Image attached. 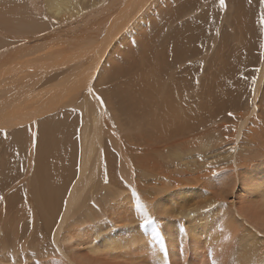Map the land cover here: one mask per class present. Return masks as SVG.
Listing matches in <instances>:
<instances>
[{
	"label": "bare ground",
	"instance_id": "bare-ground-1",
	"mask_svg": "<svg viewBox=\"0 0 264 264\" xmlns=\"http://www.w3.org/2000/svg\"><path fill=\"white\" fill-rule=\"evenodd\" d=\"M29 1H34V0H29ZM80 1L81 0H48L51 7H55V11L58 14H60L63 11L66 13H70L72 10L77 12L79 7L80 6L82 7V4H80ZM115 1H117V0H115ZM123 1L124 0L117 1V5L118 4L120 5V3ZM133 1L129 0V2H131V4H133V6L139 5V3L137 4V3H134ZM136 1H138V0H136ZM142 1L143 0H140V2H142ZM187 1L188 0H147L146 1V3L144 4V7H147V12H149V15L146 18V23L138 27V29L136 31V35H135V37H133V38H135V41L133 43H136V42L138 43L139 40L142 41V39L145 38L143 36H149L147 34H150V33H148L150 29L152 32V30H153L152 28H154L156 30V31L155 30H153V31L158 32V36H157L158 38L155 41V44H153V41H154L153 39H152L153 40L152 44H151V41L148 39L149 41L147 40L148 42L144 44V47H141V46H143V45H141V42L139 43L140 45L139 44L137 45V43H136L137 50L139 51L140 54H138L137 56H133L135 54L134 53L135 51L132 49V51H134L133 52L134 54L132 53L131 57L133 56L132 58H134V57L135 58L132 59L131 62H129L130 65H126V67L130 66V68L129 67L127 68L129 71V74L123 73L122 71H118L116 74H112V72L110 71V68L112 67L111 66L112 63H111V61L108 62V60L111 59L112 57H110L108 59L107 58L104 59V58H102L103 57L102 56L101 57L102 60H101V58L98 57L101 54L99 52H98L99 54L97 53L98 55H96L97 58H96V56L93 57V58H96V60H97L96 63L99 66L97 71H99L100 69L103 68L102 72L100 73V75L98 77V80H100V81L105 80L103 77V73L105 71L104 67L109 68L108 71H109L110 76H108V78H107L108 82L106 81L99 88V95H100L101 99H103V100L105 99L106 96H109V93H107L108 90H109L110 94H111V92H114V95H115V92L117 90L116 91H110V89H108L110 87L109 85L113 84L114 81L120 80L121 78H125V76H128L130 74L132 76H135L134 83L136 81L138 83L137 84L138 85L137 90L134 91L133 95H130L131 94L130 92H128V93L122 92V99L127 100V98H129L130 99L129 100V106H130V102L133 100H136L139 103H145L144 109H146L145 111L148 110L147 112L142 111L143 114L138 113V111L135 114L132 112L134 115L133 118L136 117L138 114H140L141 117H137L136 119L133 120V118L130 116V109H128L127 113H128L130 121H132L133 124H135L136 121H138L142 118V120H140L141 124L143 123L144 125L147 126V127L145 126L146 127L145 130H148L149 136L155 137V143L152 144V147L148 146V144H140V143L138 145L135 144L134 146L132 145V148H134V149L128 148L127 151L128 152L132 151L133 159H137L140 155H145L144 157H148V156L154 154L153 157H155V160H150L149 162H147L144 165L142 162L141 166L138 165L139 163H136L137 166L132 167V168H130L129 166H127V167L124 166L127 169L124 168L126 170H124V169L123 170L126 172L127 171L129 172V170H131V169H138L137 173L139 175L138 176L135 175L138 182L134 180L135 182L133 181L134 182L133 186H135L138 191H141V189H143L144 193H143V191H142L143 194L140 193L143 196L142 198H146L148 201H150V203L147 201L146 204L150 205V207H152V209L153 208L158 209V207H156L158 205L155 206L154 203L155 202L159 203L161 201H169L170 198L174 197L173 196V195H175L174 193H179L177 195V198H179L180 196L191 198V200H187V199H186L187 201L184 200V203H189V201H192L196 197H199L200 195H202V194H200L201 192H204V193L208 194V196H210L209 194H212V193L206 192L204 185L208 184V181L210 178H216V180L214 181L216 184L214 186L220 187L221 189L223 188L222 191L225 192L224 194L229 193V199L225 200L224 204H226L229 207V209H231V211H229V212L233 211L232 215L237 217L236 220H232L233 223H236L235 225H237V223H239V224H241V226L245 227V231H246L245 235L247 237L246 240L240 246L238 245L239 246L238 248H240V250H237L238 248H236V249L233 248L234 245H232L233 246L232 249H234V251L227 258V263L228 264H264V134H261V132L257 131L258 127L264 129V118L262 120H257L251 126H249L247 124V121L250 122L248 119L251 118L250 115H252L253 111L264 114V62L260 66L262 68H260V71L258 72L259 77H257V81H255L256 84L254 83V80L251 77L252 73L251 74L247 73L246 78L251 80L250 82H253L254 86L251 88L252 90L249 92V94L251 95V98L249 99L250 102L243 103V100H244V98L242 97L243 94L241 93L239 95V93L241 91L238 93L237 88L232 89L231 88L232 86H230L231 84H229V82H228V81L232 80V77H234L233 74H231L230 72L232 70H234L233 73L235 75V73L239 74V73H243L246 70L248 71L249 67H251L248 65H253L252 62L254 61V59H253L254 55H252V53H251L252 50H251V51H247L250 53L249 55L247 54V55H245V58H242L241 53L244 51L241 52L240 49L237 50V47L235 46L237 44L232 46L235 49L234 51H232L231 48L227 49V50L224 49L228 44L233 45V43L234 42L236 43V41L240 42V40H242V41H243V39L245 40V38H244L245 34L243 32L246 29V27H244V24H246V22H244V20L246 21V19H247V21H248L247 22L248 24H246L247 28H248V25H251V27H252V25L254 23L251 19V16H249V18L245 19L246 14L243 13L240 16V19H242V20L244 19L243 22L239 21V19H238V21H234V18H233V21L230 20L228 28L231 29L230 30L231 32H233L232 34L229 35V34H227V32L226 33L224 32L225 34H227L226 36H223V35L218 34V33H216L215 36H213V34H214V32H213V19L216 18L212 15V11L213 12L215 11V9L212 8V7H214V5H213L214 1L211 0L212 3H208V2H206V0H200L197 3V0H190V2L188 4L189 7H181V4L186 3ZM246 1L248 2L247 3L248 5L246 7L250 8L249 10L247 8L246 9L249 11L248 13L249 14L251 13V15H252L255 12V7L248 0H246ZM38 2H40V1H38ZM43 2H45V1H43ZM242 2H243V0H225V7H227V8L230 7L232 9L237 8V10H238V6L242 5V7H244ZM30 3H32V5H33V2H30ZM86 3L93 4V2L92 3L85 2V4ZM126 3H128V2H126ZM126 3L124 6H127ZM205 3H206V5H205ZM257 3L258 4L261 3V0H258ZM123 4L120 6L118 5L117 8L122 7V10L126 9L123 6ZM128 5L130 6L129 3H128ZM195 7H198L197 9H200V10L202 9V7H206V8L208 7L207 8L208 10L203 11V12L201 11V13H199V10H198L197 15L194 14L195 15L193 17L194 19L189 20V21L184 20L183 22H180V24L181 23L184 24L183 26H180L181 29L173 31L168 36V31L170 29H172L175 24H176L175 28H177L178 25H180L177 22L178 16L181 14L185 15L188 12L193 13L192 11L195 10ZM37 9L36 10L38 12L42 11V10H39V8H37ZM127 10L129 11V7ZM223 10H225V9H223ZM130 11L132 12L131 9H130ZM116 12L120 13V9H119V11L117 9ZM131 12H129V13H131ZM114 13H115V11H114ZM122 13H124V15H125L124 10L121 12V14ZM132 13H133V17H131ZM132 13L130 15V19L128 18V20H132L135 17L134 12H132ZM154 13H156V14L154 15ZM237 13H239V10ZM127 14H128V12H127ZM233 14H235L234 10H233ZM233 14L229 12V15L233 16ZM249 14H247V15H249ZM61 16L62 15H60V17ZM113 16L114 15H112V17ZM123 16H122V18H124ZM225 16H224V18H225ZM237 16L239 17L238 14H237ZM63 17L65 18L66 16H63ZM127 17H129V14L127 15ZM183 17L184 16L182 15L181 18H183ZM117 18L118 17H116L114 19L116 20ZM181 18H180V20H181ZM226 18L228 19L229 17L227 16ZM235 18H237V17H235ZM114 19H112L113 22L117 23L118 20L114 21ZM124 19L126 20L127 18H124ZM224 20L226 21V19H224ZM3 21H4V19L2 20V22ZM119 21H120L121 25H119L120 27L117 30V34H119L121 36L124 33L123 37L126 34L128 36H132L133 32L131 33V30H129L130 32L123 30V28H122L123 22H121L122 19ZM113 22H112L111 26L114 24ZM237 22H239V23L241 22L242 29L245 28L244 31L238 30L235 33V29L237 30V27L238 28L240 27L239 25H237ZM9 23H8V25H11ZM5 24L6 23L4 22V25ZM104 24H106V23H104ZM226 24H227V22H226ZM108 25L110 26V23ZM109 26H107V27L109 28ZM166 26H168V27L165 28ZM227 26H228V24H227ZM103 27H104V25H103ZM218 27H220V26H218ZM218 27H215V29H217ZM224 27L222 29L223 31H225ZM96 28H98V27H96ZM112 28H113V26H112ZM146 28H147V31H144V29L146 30ZM253 28H254V25H253ZM73 29H75V28H73ZM142 29L144 32L142 31V33H141ZM164 29H166V30H164ZM10 30H11V27H10ZM99 30H100L99 33L102 32L101 29H99ZM105 30H107V28ZM105 30H104V33L106 32ZM219 31H221V30H219ZM246 31H247V29H246ZM165 33H166V35H165ZM115 34H113V35H115ZM160 34H161V36L159 37ZM242 34H243V39L241 36ZM106 35L109 36L108 33H106ZM153 35H155V34H153ZM252 35L253 34H250V36L253 39L254 37ZM98 36H97V38L100 37V36L99 37ZM120 36H118V37H120ZM150 36H151V34H150ZM101 37L104 38L103 36H101ZM123 37H120V39H124ZM159 38L161 40H159ZM84 39H85V37H84ZM110 39H112V38H110ZM114 39H117V37L116 38L114 37L113 41H114ZM132 39H131V37L129 40L126 38L124 41L125 45L128 46V41H131ZM179 39L183 40L181 42V44L179 43V45L184 44V42L188 44L187 48H186V46H183L185 48H182V50L180 49L182 52H179V50H178L179 48H181V46L180 47L177 46L179 48H177L175 46V41H178ZM216 39H218V41H216ZM94 40L95 39H92L90 41H94ZM98 40H97V42H98ZM167 40H170L171 46H169V44H168L169 47L165 48L166 44H164V43H166ZM144 41H145V39H144ZM160 41L163 42V45L160 43L161 45L158 46L157 43ZM255 41L256 40H254V42ZM86 42H87V40L85 41V43ZM94 42H92V43H94V46H97V44L100 43V41L97 43L96 40ZM103 42H105V41L103 40ZM107 43H109L108 40H107ZM200 43H203L204 45H201ZM242 44H244V43H242ZM105 45L106 44H103L102 46L104 47ZM111 45H113V44H111ZM125 45L123 47L127 48ZM184 45H186V44H184ZM238 45H239V43H238ZM247 45L248 44H246V48L248 47ZM131 46H133V45H131ZM138 46H139V48H138ZM252 46H253V44H252ZM111 47L113 48V46H111ZM170 47H172L170 52L173 55V59L171 58L172 55H170V52L167 50ZM243 47H245V46H243ZM13 48H15V47H13ZM101 49H99V50H101ZM249 49H250V47H249ZM106 50L108 51V49H106ZM125 50L128 51V50H131V48L129 47L128 49H125ZM92 51L93 52L95 51L93 49V47H92ZM104 51H105V49H104ZM119 51L122 52V51H124V49L123 50L120 49ZM127 51H126V53H127ZM132 51H128V52L131 54ZM81 52H82V50H81ZM101 52L103 53L102 50H101ZM85 53H87V50ZM105 53L106 52H104V55H105ZM180 53H182L183 57H181ZM107 54H109V52ZM201 54H203V56H205V57L199 58V56ZM44 55H45L44 56L45 58H50L51 55L54 56V52L52 51L49 53H45ZM118 55H120V54H118ZM118 55H116V58L119 57ZM250 55H252V57ZM0 56H2V54ZM169 56H171V57H169ZM179 56L181 57L180 60L178 58ZM131 57H129V58H131ZM167 57L169 58V60H167L168 65H170L169 64L170 62H168V61H171L170 60V58H171L172 59L171 65H175L178 68L176 70L177 72L181 71V69H179V67L182 68V66H184V64H185V61L191 60V63L190 62H189V64L186 63L187 66L188 65L189 66L188 67L186 66L185 70L182 69V71L180 73L179 72L176 73L175 70L171 69L172 68V67H170L171 65L169 66L170 68L165 65ZM193 58H195V59L199 58V59H197L195 62V59H194V61L192 60ZM43 59L44 58H41V57L36 59L37 61L40 60L38 67H40L41 65H46V62H44ZM210 59H212L214 61L215 66L210 65L211 64ZM17 60H18V58H15L14 60H12V58L10 59V57H9V59H6V57L0 58V72L3 75L2 76L3 79H5L4 83L0 82V83H2V85L0 86V90H1L0 91V96H1L0 97V112H1V114H0V127L2 129L0 128V130L1 131L2 130L3 131H9L10 130L11 131L14 128H17V127L19 128L20 126H24V125L28 126L27 127L29 129V130H27L28 132L27 131L26 132L25 131L18 132V134L14 137V141L19 142L23 136H26L27 139L25 137H23V138H25V140L27 141V145H28L27 147H29L28 142H31L28 140H30V137L32 140V137L35 134V132H37V134H38V131H40V132H43V134H44L42 141L39 143V152L37 154L35 153V156H37V158H39L38 159L39 165L37 166L39 169L37 170V174L35 173L36 177L34 176V178H36L35 181H37L39 184L37 186L35 185L34 189L32 190L35 193L36 211L38 210L39 214L42 213L43 218H46L47 215H49L51 212H53L54 210L57 209L56 207L60 204V201H61V199L59 197L65 193L66 189H68L67 187H70L68 189V191H66L67 194L65 196V199L63 200L64 204L61 203V205L63 204L64 208H63V211L60 212L61 216L59 218L58 223L56 224V226L58 225L57 229L54 232V234L52 233L53 234V241L55 242L57 248H59V254H60V256L57 255L56 258H61V257L66 256L67 258L65 257V259L69 261V264H118V263H115V262H118V260H116V261L112 260L113 262H110V263L106 262V259H105V261H103L105 258V254L108 253V254L112 255V253H116V254H113L114 255L113 258H115V255H117V252H118V255L120 256L119 253H121L122 248H123V250H126V252H127V249H129L128 244H127V249H124L125 248V246H123L124 243H122V248H121L120 244H118L120 247V251H117L118 247L116 245L117 243L116 244L114 243L115 235H114L113 231L111 230V228H108L107 226H105L106 228L105 227L103 228L104 223L102 222V219L99 220L100 219L99 217H98L99 218L98 223L94 224V226H92L91 228H89L88 227L89 224H87V223H90V224L93 223L94 216L97 213L95 209H94L95 213H93L94 210L92 209L93 207L90 205V203H92V202L97 203V196L100 193L99 189L92 188V189H90V191H92L93 196L89 197L87 192L89 191L88 188H89L90 184L92 183V181L93 180L95 181V179L98 180V183L95 181L96 182L95 184L107 192V193L104 192V196L105 197L108 196L106 198H110V197L114 198L115 197L114 191L112 189H109L107 186L116 187L118 185V177L120 176V175H118L116 177V174L122 175V176H120L121 177L120 182H123L122 177H124V175H125V173H122V171L120 173V171L118 170L120 168L118 166H117L118 169H116L117 171L114 170V172H116V174H114V173L112 174V171H111L112 167L107 165L109 162V160H108L109 157L112 156L111 155L112 150L109 151L110 147H108L106 145V143L104 142L105 136H104L103 126H102V118H103L102 117V115H103L102 105L103 104L102 105L100 104L101 100L100 101L96 100V102L94 103L93 101L95 99L92 96L91 100L89 99L90 102L87 103L86 101H84L83 105L75 106V99L76 98L79 99V97H76L75 99H73L71 96V93L72 92L74 93V91H72V90L75 88L76 85H80V86L84 85V87H78V89L75 90V93H77L76 95H80V93L82 94L81 91L83 90V88H85V86L92 85L91 84L92 83L91 82L92 77L89 73V70L86 68L87 66L83 67L85 69H82V67H81L82 70H80V68H79L76 75L75 76L71 75L69 82L66 83V84H69L68 87L63 86L64 84L63 85L60 84L59 85L60 89L54 91L53 96L55 97V99H52L53 96L51 97L48 95L49 96L48 98L51 97V101H50V103L48 102V104H45L46 98L44 100L43 99L38 100V98H41V97H39V95H36V96L34 95L35 96L34 97L33 94L31 93L32 91L31 92L30 91L25 92V91H23L25 89L24 87H22L23 90L20 88V84L22 82L21 80L23 79V77H19V75H21L22 69H24V68H28L27 69L28 71H29V69L31 70V68H30L31 64H30V67L24 66V68L21 69V65L22 64L24 65V63H21L20 69H19L18 63L20 61L18 62ZM79 60H81V59H79ZM83 60H85V59H83ZM121 60H122V58H119V61H121ZM5 61H8L9 63L7 62L8 64L5 65V63H4ZM62 61H64V60H62ZM119 61L117 60V63L114 61L116 63L115 65H118ZM132 62H135V63H132ZM77 63H74V64L78 65ZM119 63H121V62H119ZM127 64H128V62H127ZM234 64L236 67L235 66H234V68L232 67L233 69L231 70L230 66H233ZM8 65H10V68L7 67ZM25 65H26V63H25ZM33 65H36L35 67H37L38 64H33ZM76 65H74V66H76ZM164 65H165V67H164ZM219 65H220V68H219ZM113 67H115V66H113ZM32 68H34V67H32ZM164 68L169 69V70H173V71L171 73L170 71L169 72L166 71ZM200 69H202V70L199 73ZM223 69H225V71L227 69H230V71L225 72ZM24 70H26V69H24ZM36 70H37V68H34V71H36ZM220 70L225 72V74H224V72H222L224 74V76L226 75V73L227 74L230 73L232 75V77L230 79H227V77H226L227 75H226L224 77L225 78L224 81L219 80L221 78V77H219V76H221ZM32 71H33V69L31 70V72ZM29 72H28V74H29ZM210 73H214V75H212ZM24 75H27V74H24ZM111 77H116L117 80L115 78H111ZM38 79H40V76ZM235 79L236 78H234V80H232L233 84L236 81ZM243 80H242V82H243ZM0 81H3L2 78H0ZM208 81H209V83H207ZM225 81H226V83H225ZM24 83H23V85H24ZM26 83L29 84V82H27V81H26ZM9 85H13V86L10 87ZM118 85L119 84H117V85L114 84V86H117V88H120V86L118 87ZM234 86H236V85L234 84ZM78 90H80V91L78 92ZM104 90H107V92ZM218 90H220L219 92L223 93V97L219 95ZM233 90H235V91H233ZM247 90H248V87H246V89L244 91H247ZM36 91H38V90L36 89ZM3 93H4V95H3ZM114 95H112V98L114 97ZM176 101L178 104L175 103ZM184 103H185V105L183 106ZM179 104L181 106L179 108L181 110L183 109L182 111L184 112L182 116H180L181 115L180 109L176 108V106L178 107ZM127 105H126V107H128ZM145 105L147 108L145 107ZM172 105H173V107H172ZM252 106H253V109L254 108L255 109L249 110L251 113L249 116L247 114L243 113L247 109L252 108ZM65 108L70 110V111L73 108H77L78 113H80V117H79L80 125H78V127H77L78 132L75 135L74 139L72 138V136H74V129H73L74 120H73V118L75 115L73 113H69V114H65L64 116H62L58 112L60 109L62 110ZM171 108H173V109H171ZM133 110L136 112L135 109H133ZM73 111H74V109H73ZM155 111H157V113L163 117V119L161 121L158 119L157 115L154 114ZM177 111H179V113H177ZM144 112L145 113L150 112L148 114L149 117L151 114V118H149V120H150L151 124L153 123L154 127L151 124L149 125L148 117L146 118L147 120L144 118L147 116V115H145ZM56 113H57V117L56 116L52 117V114H56ZM171 113H173V114H171ZM176 114H180V115H178V117H177ZM143 115H145V116L143 117ZM202 116H203V118H202ZM143 118H144V120H146L145 122H144ZM178 118L179 119L181 118V121ZM164 119H166L165 122H164ZM177 119L181 123H179ZM175 120H177V121H175ZM158 121L164 123L163 127H162V123L161 124L159 123L160 125L158 124ZM155 123L157 124V126L155 125ZM141 124H138V126L137 125L136 126L138 128L139 127L144 128L143 127L144 125L143 124L141 125ZM214 124H215V127L210 128V132L207 133V129H208L207 127L210 125H214ZM216 124H218V125H216ZM150 126L153 127L154 132L151 130L152 127H151V129L149 128ZM216 128H220L222 130V132L218 133V134L213 133L212 131ZM131 129L137 130L136 127L134 129L132 127ZM138 130H140V129H138ZM142 130L143 129H141L140 131H142ZM149 130H151V131H149ZM134 133L138 134L139 132L137 131ZM144 133H146V132L144 131ZM37 134H35V135L37 136ZM129 135L131 136L130 133H129ZM124 137H123V140L125 139ZM133 137H134V135H133ZM143 137H145L144 134L141 135V138H143ZM127 138H129V137H127ZM131 139H132V136H131ZM131 139H130V141H131ZM136 139L133 141H136ZM138 139H139V137H138ZM138 139H137V141H138ZM152 139H154V138H152ZM152 139L150 138V141H153ZM36 140H37V137H36ZM7 141H8V139H7ZM26 141H25V144H26ZM125 141L126 140H124V142ZM133 141L132 142L128 141L127 145L133 144ZM143 141L144 140H142L141 142H143ZM147 141H149V140H147ZM20 143H21V141H20ZM147 143H149V142H147ZM120 144H121V140H120ZM150 144H151V142H150ZM23 146H25V145H23ZM32 148H31V152L30 153L28 152L31 155H29V154H27V155L32 156L38 147L33 148L34 150L36 149L33 153H32ZM116 148H118V147H116ZM116 148H115V150H116ZM19 150H20V148H19ZM76 150H77V152H76ZM117 151H115V154H120V153H117ZM124 152H126V151H124ZM122 153H121V155L123 156ZM128 155H130V154H127L126 156H124L123 163L124 162L125 163L124 164L122 163L123 165L128 163V161L130 162V159L132 157L128 156ZM141 157H143V156H141ZM144 157L139 158L138 160L142 161V159H144ZM110 160H112V159H110ZM74 166L77 168L75 169ZM105 168H106V170H105ZM149 168H152L153 172L151 171L152 172L151 174L145 173L143 171V170H146ZM32 170L34 172H36L35 169H32ZM147 171H149V170H147ZM34 172L32 174H34ZM126 175H128V174H126ZM113 177L115 180L117 179L116 184L113 183V179H112ZM128 177H129V175H128ZM105 178H107L108 184L105 182ZM124 179H125L126 184L124 182L123 183L125 185H127V181H129V179L126 180L125 177H124ZM146 179H149V186H146L144 184V180H146ZM24 180L25 179H23V181ZM28 180H30V179H28ZM131 180H133L132 177H131ZM31 181H33V180L31 179ZM73 181H74V183H73ZM24 182H26V180ZM28 182L25 184H28ZM133 182H132V184H133ZM67 183H70V184H67ZM123 183H121L122 185L120 184L122 188L120 187V185H118V187L120 189H124L125 187H127ZM13 185H14V183H13ZM213 188H215L213 190V191H215L216 187H213ZM235 190H239V194L246 195L248 198L240 199V198L234 197L236 195ZM210 191H211V189L209 190V192ZM125 192L127 193V191H125ZM223 192H219V194L217 196H219L220 193L222 195ZM126 193H125V196H124V194L122 197H120V195H119L116 197V199L114 198L112 200L113 202H115V204L113 203L115 206H120V208H116V209L113 208L114 214L116 215V218H114V220H112V218H111L110 221H107L108 223L110 222L109 224H112V226L114 228H115V226L116 227L119 226L121 223L120 220L119 221L117 220L119 222L118 224L114 223V222H116L115 219H117V215L124 216V215H122L123 213L121 214V212H123V209L125 208V206H128V205L131 206V204H130L131 201L129 203V201H128L129 197L126 196V195H128ZM188 194H189V196H187ZM197 194H200V195H197ZM112 195L114 197H112ZM126 197H128V200H124V198L126 199ZM131 197H133V196H131ZM161 197L164 198V200L161 199ZM203 197H205V196H203ZM213 197H215V196L212 195V198ZM232 197L235 200H233L232 202L230 201L231 203L229 204L228 201ZM62 198H64V197H62ZM111 198H110V201H111ZM139 198H140V196H139ZM130 199H132V198H130ZM144 200H143V202H144ZM132 203H133V205L131 207V211H129V210L127 211V209L130 208V206H128L126 211L127 212H133V208H134V211L136 213L133 212V214L131 213V214H128V215L126 214V215L128 216V218L136 217L138 222H140V221H142V218L140 216H138V215H140V213H138L135 210L134 201H132ZM184 203L180 202L181 207H180L179 211H178V209L173 208V211H174V209H176V215L175 216H177L181 219L194 217L196 214H197L196 216H198V214L201 211H203L205 206L209 205L206 201L205 202L203 201L200 203H194L193 208H191L190 206H189L190 208H188V206L182 205ZM171 204L177 205L178 203H171ZM217 204L221 205L220 203H217ZM165 206H167V205H165ZM227 206H226V208H227ZM59 207H60V205H59ZM224 207L225 206H223V208ZM60 208L62 209V207H60ZM223 208L217 207L211 213L217 212L216 214L220 213V215H222L223 214ZM103 210H104V208H103ZM164 210H166V212ZM105 211L106 210H104V212ZM163 211H164V213H167V211H172V210H170L169 207L168 208L165 207L163 209ZM163 211H161V209L159 211V209H158L159 213L163 212ZM104 212H102V213H104ZM107 212H105V214H104V217L106 216L105 218H107L109 216L107 214ZM150 212H149V215H151ZM152 212H151L152 214H155L154 218L155 219L157 218V220L161 221V218L158 219V217H156V216H159L162 214L158 213L159 215H157V213H154V211H152ZM56 213H57V211H56ZM32 214H33V212H32ZM102 215L103 214H101V216ZM171 215H167V216L170 217ZM205 215H203V216H205ZM80 216L81 217L85 216L87 219H90L92 222L88 221L85 224L84 228H83V226L79 227L76 220H78V218ZM121 216H119L118 218H120ZM167 216H165V218ZM151 217L153 218L152 215H151ZM160 217H162V216H160ZM168 217L166 218L167 221L170 219V218L168 219ZM173 217H174V214H173ZM52 218L53 217L48 216L46 218L47 221L46 220H43V221H45V222L49 223V225H51L50 223H52V221H53ZM105 218H104V220H106ZM123 218H125V216ZM123 218L121 217L120 219H123ZM136 218L134 219L135 224H136ZM171 218H172V216H171ZM181 219H179L180 224H181V221H186V219L185 220H181ZM198 219L202 220L203 218L199 217ZM48 220H52V221L49 222ZM56 220H57V217H56ZM157 220H155L154 222H156ZM174 220H176V219L174 218L172 221L169 220L168 222L165 220L166 222H164V223H166L168 225V223H170V222L174 223L173 222ZM179 220H178V222H179ZM203 220H206V219L204 218ZM111 221H113V222H111ZM122 221H124V220H122ZM191 221H192V219H191ZM193 221H194V219H193ZM187 222H189V221L187 220ZM212 222H210V223H212ZM224 222H222L224 225L226 223H228V221L225 223ZM5 223H7V222H5ZM127 223H128V219H127ZM194 223H195V221H194ZM205 223H206V221H205ZM205 223L203 221L202 224L204 225ZM182 224L184 225L183 222H182ZM195 224L199 225L197 223V221ZM202 224H201V226H202ZM228 224H226V225L228 226ZM70 225H71L72 232H69L68 234H64L63 236H61L62 231H64V232L70 231ZM91 225H93V224H91ZM123 225H121L122 227L121 226L120 227L121 228L125 227ZM173 225H175V224H172L171 227H173ZM191 225H194V224H191ZM224 225H223V227H221L222 232H224L225 228H226V226L224 228ZM233 225L234 224H232V226ZM43 226H45V225H43ZM46 226H48V224ZM162 226H163V224H162ZM162 226L160 228H162ZM86 227H88L89 230H87ZM171 227L169 226V228H171ZM182 227L183 226H181V228ZM192 227H194V226H192ZM5 228H7L8 234L14 235L13 236L14 238L18 237V236H16V232H14L13 234L11 233L9 225H7ZM48 228H50V227L48 226ZM51 228H53V226ZM169 228H167V230ZM195 228H197V227H195ZM210 228H212V227H210ZM1 230H3V229H1ZM171 230H173V228H171ZM232 230L233 229H231V231ZM51 231L52 230H50V232ZM168 231H166V232H168ZM213 231L214 230L212 229V232ZM0 232H2V231H0ZM212 232L207 231V233H210V234ZM228 232H230V231H227V233ZM238 232H240V231H238ZM242 232H244V231H242ZM8 234H7V236H8ZM118 234L121 235V233H118ZM168 234H170V231ZM172 234H173V232H172ZM176 234H177V232L174 233L173 235H176ZM122 235H124V232ZM173 235H171V236H173ZM177 235H179V234H177ZM207 235H209V234H207ZM207 235L206 236L204 235V237L207 238L208 237ZM7 236H6V238H4L5 240H7V238H8ZM136 236L139 237L140 234L139 235L137 234ZM187 236H188V234H187ZM187 236L185 235L183 237H180L181 241L178 242V245H180V243H182V245H180L182 248L181 251L182 250L184 251L183 245L185 246V243H183V242L184 241L186 242V240L188 238L190 239V237L189 236L187 237ZM190 236H193V235H190ZM197 236H199V235H197ZM163 237H165V236H163ZM210 237H213V236L210 235ZM11 238L12 237H9V239H11ZM140 238L141 239H139V240H142L141 242L144 244L145 240L141 236H140ZM178 238H179V236H178ZM181 238L182 239L184 238L183 242H182ZM185 238H186V240H185ZM243 238L245 239V237H243ZM4 239H3V241H5ZM136 239L137 238L135 236H132V241L136 244V246L134 247L133 245H130V247L132 246V249H134L136 251L135 248L140 245L142 248H138V249L141 252H138L139 251L138 249H137V252H138L139 256H141V253H142V258H143L145 255V252L147 253V251H145L146 249H144V252L142 251L143 247L146 244L143 246V244L140 241H139L140 244L136 243ZM175 239H177V237ZM175 239L172 238L171 240H175ZM194 239H195V237H194ZM196 239H197V237H196ZM32 240H31V242H32ZM48 240H46V242ZM60 240H61L62 244H65V249L67 250L66 255L64 252L65 249L62 250L63 248H61L60 245H58ZM96 240H100V241L97 243ZM171 240H170V242H171ZM192 240H193V238H192ZM197 240H199V239H197ZM227 240H228V238H227ZM18 241H19V239H18ZM50 241H51V239H50ZM193 241H191V242H193ZM205 241L210 242L212 240L209 241V239H207V240L205 239ZM239 241L240 240H238V242ZM13 242H14V240H13ZM13 242H12V244H15V246H16L17 242L16 243H13ZM46 242H44V244H46V247H47L48 242L47 243ZM54 242H50V243H54ZM188 242L189 241L187 240V243ZM191 242H189V243L192 244ZM195 242H196V240L193 243H195ZM213 242H214V240H213ZM228 242H229V240H228ZM37 243H36V246H37ZM173 243H174V241H172V244ZM176 243H177V241H175V244ZM197 243H200V241H197ZM203 243H205V242H203ZM216 243H217V241H216ZM231 243H233V242H231ZM137 244H139V245H137ZM208 244L211 245L210 243H208ZM227 244L228 243H226V247H225L226 250H228L227 247L229 245V244L228 245ZM6 245H8V244H6ZM49 245L50 244H48V246ZM51 245L53 246V244H51ZM66 245H68V246L72 245V246L68 247ZM152 245H154V244H152ZM176 245H175V247H176ZM192 245H194V244H192ZM32 246H34V245H32ZM80 246H83V247L86 246L85 249L88 251V253L85 251L84 252L83 251H77V253H73ZM158 246H159V244H158ZM195 246H194V248H195ZM198 246H199V244L196 247L197 248L196 253L200 251L201 246L203 247V245H201V244L199 247ZM219 246L224 248L223 245L219 244ZM219 246H217V248ZM9 247H10V245H9ZM49 247H50L49 252L54 253V251H53L54 246L52 248H51V246H49ZM187 247L191 248L190 245H188L184 248L186 249ZM3 248L6 249L5 247H3ZM194 248H193V251L195 252ZM203 248L201 250L202 252H203ZM32 249H33V247H32ZM34 249H36L35 246H34ZM45 249L47 250V248H45ZM132 249H130V250H132ZM169 249L170 250H168L167 256L169 255V253H171V251L175 250V248L174 249L172 248V250H171V247ZM33 250H31V252ZM40 250L41 249H39V251ZM51 250H52V252H51ZM177 250H175L176 254L178 253ZM179 250H180V248H179ZM220 250H223V249L220 248ZM229 250L227 252H229ZM11 251H12L11 256H13L14 252H13V250H11ZM19 251H22V249L20 248ZM55 251H57V250H55ZM160 251H161V249H160ZM191 251H192V249H191ZM191 251L188 250L187 254L191 255L190 254ZM60 252H62L63 254H61ZM166 252L167 251H165V253ZM202 252H200L199 256L203 255ZM218 252H220V251L218 250ZM11 253H9V254H11ZM22 253L25 254L24 252H22ZM72 253L74 254L73 257L69 255ZM99 253H101L100 254L101 256L99 255ZM127 253L129 254L131 252H127ZM183 253H185V252H183ZM196 253H194V255H196ZM221 253H223V252H220L219 255L222 256ZM54 254H52L50 256L51 258L47 254H45V255L48 257H46L45 255H41V256L49 258V260H50V259H52V256ZM102 254L104 255V258L102 260H99V258H102V256H103ZM122 254L124 255L123 258L126 257V258L130 259L129 255H131V254L126 255L125 251H123V253H121V256H122ZM176 254H175V256H176ZM61 255H65V256H61ZM4 256H5V254H4ZM131 256H133V255H131ZM161 256L164 257V255L162 253H161ZM191 256H193V255H191ZM221 256H219V259H220L219 261L222 260L223 262H225L223 260V258H224L223 256L226 257V252L223 253L222 259L220 258ZM111 257L109 255V259ZM116 257H118V256H116ZM171 257H172V255H171ZM195 257H197V256H195ZM201 257H199V259H201ZM132 258L134 259V256ZM169 258H170V255H169ZM172 258H174V257H172ZM143 259L145 261L146 257H144ZM174 259H172V260H174ZM11 260H12V258H11ZM64 260H63V263L62 262H57V263H59V264L60 263H62V264L68 263V261L65 260V262H64ZM195 260L196 261H194V263L198 262L197 259H195ZM126 261H127V259H126ZM177 261H179V260H177ZM36 262H35V264H36ZM133 262H134V260H133ZM140 262H138V263L140 264ZM221 262H219L218 264H221ZM38 263H40V262H38ZM42 263L45 264V262H42ZM46 263H49V261L48 262L46 261ZM127 263H129V262H127ZM138 263H135V264H138ZM3 264H5V263H3ZM51 264H55V262H52ZM129 264H132V263H129ZM191 264H193V263H191Z\"/></svg>",
	"mask_w": 264,
	"mask_h": 264
},
{
	"label": "rangeland",
	"instance_id": "rangeland-1",
	"mask_svg": "<svg viewBox=\"0 0 264 264\" xmlns=\"http://www.w3.org/2000/svg\"><path fill=\"white\" fill-rule=\"evenodd\" d=\"M38 1H40V2H38ZM43 1H45V2H43ZM117 1H120V0H117ZM117 1H115V0H81L80 1V4H82V7L80 6L79 7V9L77 10V12H75V11H71L70 13H66V12H61L60 14H58L56 11H55V7H51V5L49 4V2H48V0H34V1H29V0H0V55L2 54V56H0V58H4V57H6V59H9V57H10V59L12 58V60H14L15 58H18V68L20 69V64L21 63H24V65L22 64L21 65V69L22 68H24V66H26V67H30V64H31V70L33 69V73L31 72V70L29 69V71L27 70L28 68H24V69H26V70H24V69H22V72H21V75H19V77H23V79L20 81L21 82V84H20V88L23 90V88L22 87H24L25 89L23 90V91H25V92H31L32 94H33V96L35 95H39V97H41V98H38V100H41V99H45L46 98V100H45V104H48V102L50 103V101H51V97L54 95V91H56V90H59L60 89V87H59V85L60 84H64L63 86H65V87H68V85L69 84H66V83H68L69 82V80H70V77H71V75H76V73L78 72V69L80 68V70H82V69H85V68H83V67H86L88 70H89V73H90V75H91V84L92 85H87V86H85V88H83V90L81 91L82 92V94L80 93V95H76L77 93H75V90H77L78 89V87H84V85H76L75 86V88L72 90V91H74V93L72 92L71 93V96H72V98L73 99H75L76 97H79V99H75V106H81V105H83V103H84V101H86L87 103L88 102H90L89 101V99L91 100V98H92V96L94 97V103L96 102V97L98 96V97H100V95H99V88L107 81L108 82V76H110L109 75V68L108 67H104V69H105V71H104V73H103V77H104V81H100V80H98V77H99V75H100V73L102 72V70H103V68L102 69H100L99 71H97L98 70V68H99V66H98V64L96 63V58H97V56L96 55H98L99 53H101L98 57L99 58H101L102 56V58H104V59H108V58H110V57H112L111 59H109L108 60V62L109 61H111V63H112V67L113 66H115V67H111L110 68V71L112 72V74H116L118 71H122L123 73H126V74H129V71H128V67L130 68V66H127L126 67V65H130V63L129 62H131V60L132 59H134V58H132L133 56H137L138 54H140L139 53V51L137 50V47H136V43H133L134 41H135V38H133V37H135V35H136V31H137V29H138V27L139 26H141V25H143V24H145L146 23V18L148 17V15H149V12H147V7H144V4L146 3V1L147 0H143L142 2H140V0H138V1H136V0H130V1H133L134 3H139V5L138 6H133V4H131V2H129V0H124L123 2H119L120 3V5H122L124 2L126 3V2H128L129 4H130V6L128 5V3H126L127 4V6H124L125 5V3L123 4V6L126 8V9H123L124 10V12H125V15H124V13H122L121 14V12L123 11L122 10V7L120 8H117L118 7V5H117ZM122 1V0H121ZM200 0H197V3L199 2ZM214 1V3H213V5H214V7H212V8H214L215 9V11L213 12L212 11V15L214 16V17H216V18H214L213 19V32H214V34H213V36H215V34L216 33H218V34H221V35H223V36H226L227 34H232L233 32H231L230 30L231 29H229L228 27H229V23H230V20H232L233 21V18H234V21H238V19H239V21H242L243 22V20L242 19H240V16L243 14V13H245L246 15L247 14H249L248 12V10L250 9L249 7L247 8L246 6L248 5L247 3V1L245 0H243V2H242V4H243V6L244 7H242V5H240V6H238V10H239V13H237L238 12V10H237V8H235V9H232V8H227V7H224V8H221L220 7V4H219V0H213ZM249 2H250V0H248ZM30 2H33V5H32V3H30ZM85 2H89V3H92L93 2V4H88V3H86L85 4ZM132 2V3H133ZM189 2H190V0H188L186 3H182L181 4V7H189L188 6V4H189ZM206 2H208V3H212V1L211 0H206ZM258 2V0H251V2L250 3H252L253 4V6L255 7V12L251 15V13L249 14V15H245V19L246 18H249V16H251V19H252V21H253V25H254V28H253V25H252V27H251V25H248V28H247V25L246 24H248L247 22V19H246V21L244 20V22H246V24H244V27H246V29H247V31H246V29H245V31H244V29H242V24H241V22L239 23V22H237V25H239L240 27L238 28L237 27V30L235 29V33L239 30H241V31H244L243 33L245 34V36H244V38H245V40L243 39V34L241 35L242 36V39H243V41L242 40H240V42L239 41H236V43L234 42L233 43V45L231 44H228L224 49H230L231 48V50L232 51H234L235 49L232 47V46H234L235 44H237V45H235L236 47H237V50H239L240 49V51L242 52V51H244V52H242L241 53V57L242 58H245V55H249L250 53L249 52H247V51H251L252 50V55H254V57H253V59H254V61L252 62V64L253 65H248V66H251V67H249V70L246 72V71H244L243 73H239V74H236L235 73V75H234V70H232L233 68H234V66H235V64L233 65V66H230V69L232 70L230 73L231 74H233V76L234 77H232V75L229 73V74H227L226 73V77H227V79H230L231 77H232V80H234V78H236L235 80V82H234V84L236 85V86H234V84H233V81L232 80H230V81H228L229 82V84H231L230 86H232L231 88L232 89H234V88H237V90H238V93H239V95L242 93L243 94V98H244V100H243V103H248V102H250L249 101V99L251 98V95L249 94V92L252 90L251 88L254 86V83H255V81H257V77H259V71H260V68H262V67H260L261 66V64H263V62H264V55H262V53H264V48H262L261 47V45L262 44H264V28H262V26H261V24H260V15H261V3H257ZM141 3V4H140ZM113 4V5H112ZM136 4V5H137ZM119 5V6H120ZM135 5V4H134ZM205 5H206V3H205ZM163 6V5H162ZM192 6V5H191ZM113 7V8H112ZM123 7V8H124ZM128 7H129V11L127 10L128 9ZM37 8H39V10H42L41 12L39 11H37L38 9ZM198 7H195V10L194 11H192L193 13H191V12H188V13H186L185 15L187 16H185L184 14H181V15H179L178 16V19H177V22L180 24V22H183L184 20L185 21H189V20H192V19H194L193 17L195 16V15H197V13H198V10H199V13H201V11L203 12V11H206V10H208L206 7H202V9L200 10V9H197ZM206 8V9H205ZM211 8V7H210ZM209 8V9H210ZM248 10H247V9ZM37 9V10H36ZM114 9V10H113ZM117 9H118V11H119V9H120V13L119 12H116L117 11ZM130 9L132 10V12H134V14H135V17L132 19V20H128V18L130 19V15H131V11H130ZM223 9H225V10H223ZM186 10V9H185ZM228 10V11H227ZM233 10L235 11V14H233ZM4 11V12H3ZM114 11H115V13H114ZM128 12V14H129V17H127V12ZM223 13H222V12ZM245 11V12H244ZM247 11V12H246ZM129 12H131V13H129ZM229 12L230 13H232L233 14V16H231V15H229ZM239 15V17L237 16V14ZM156 13H154V15H155ZM195 14V15H194ZM60 15H62L61 17H60ZM112 15H114L113 17L114 18H116V17H118L116 20H118L117 21V23L115 22H113V20L112 19H114L113 17H112ZM120 15V16H119ZM124 15V16H123ZM184 16L183 18H181V16ZM189 15V16H188ZM192 15V16H191ZM222 15V16H221ZM226 15V16H225ZM63 16H66L65 18L63 17ZM122 16L124 17V18H127L126 20L124 19V18H122ZM224 16H225V18H224ZM229 17L228 19L226 18V17ZM7 17V18H6ZM121 17V18H120ZM131 17H133V13H132V16ZM181 18V20H180V18ZM186 17V18H185ZM192 17V18H191ZM232 17V18H231ZM235 17H237V18H235ZM69 18V19H68ZM189 18V19H188ZM4 19V21L2 22V20ZM104 19V20H103ZM122 19V21L121 22H123V26H122V28H123V30L124 31H129V30H131V33L133 34L132 36H128L126 33V37L124 36L123 37V35H124V33L120 36L119 34H117V30H118V28L120 27L119 25H121V23H120V21L119 20H121ZM124 19V20H123ZM224 19H226V21L224 20ZM7 20V21H6ZM10 20V21H9ZM115 19H114V21H116ZM176 20V19H175ZM174 20V21H175ZM228 20V21H227ZM10 23H9V22ZM225 21V22H224ZM4 22L6 23L5 25H4ZM112 22L116 25H112L113 26V28H112V26H111V24H112ZM226 22H227V24H228V26H227V24H226ZM8 23L9 24H11V25H8ZM99 23V24H98ZM104 23H106V24H104ZM110 23V26L108 25ZM97 24V25H96ZM182 24V25H181ZM180 25H178V27L177 28H175L176 26V24L173 26V28L172 29H170L169 31H168V36L173 32V31H176V30H178V29H181L180 28V26H183L184 24L183 23H181ZM103 25H104V27H103ZM186 25V24H185ZM215 25V26H214ZM107 26H109V28L111 29H109ZM115 26V27H114ZM218 26H220V27H218ZM225 26V27H224ZM257 26V27H256ZM10 27H11V30H10ZM96 27H98V28H96ZM100 27V28H99ZM103 27V28H102ZM107 28V30H105L106 28ZM168 26H166L165 28H167ZM215 27H218L217 29H215ZM223 27H224V30L225 31H223L222 29H223ZM7 28V29H6ZM73 28H75V29H73ZM105 28V29H104ZM115 28V29H114ZM99 29H101V31L102 32H100L99 33ZM153 30H155L154 28H152ZM104 30L106 31L105 33H104ZM110 30V31H109ZM152 30V32H151V29L149 30V32L148 33H150L151 34V36H150V34H147V35H149V36H143V37H145L144 39H145V41H144V39H142V41H140L139 40V42L137 43V45L141 42V45H143V46H141V47H144V44L145 43H147L149 40L151 41V44H152V41H153V44H155V41L157 40V36H158V32H155V31H153ZM164 30H166V29H164ZM219 30H221V31H219ZM56 31V32H55ZM94 31V32H93ZM116 31V32H115ZM142 31H143V29L141 30V33H142ZM144 31H147V28H146V30L144 29ZM143 31V32H144ZM233 31V30H232ZM130 32V31H129ZM154 32V33H153ZM170 32V33H169ZM227 32V34H225V33ZM246 32V33H245ZM257 32V33H256ZM99 33V34H98ZM106 33H108V35L109 36H107L106 35ZM116 33V34H115ZM113 34H115V35H113ZM153 34H155V35H153ZM250 34H253L252 36L254 37L253 39H252V37L250 36ZM99 37V38H97V36ZM165 35H166V33H165ZM101 36H103L104 38H102ZM111 36V37H110ZM118 36H120V37H123L124 39H120V37H118ZM161 36V34L159 35V37ZM84 37H85V39H84ZM108 37V38H107ZM112 38V39H110V38ZM116 38L117 37V39H114V41H113V38ZM130 37H131V39L133 40H131V41H128V46L127 45H125V43H124V41H125V39L127 38L128 40L130 39ZM148 37V38H147ZM150 37V38H149ZM53 38V39H52ZM92 39H95L96 40V42H97V40H98V42L100 41V43L99 44H97V46H94V41H90V40H92ZM120 39V40H119ZM149 39V40H148ZM153 39V40H152ZM12 40V41H11ZM87 40V42L85 43V41ZM102 40V41H101ZM103 40L105 41V42H103ZM107 40L109 41V43H107ZM117 40V41H116ZM122 40V41H121ZM148 40V41H147ZM159 40H161L160 38H159ZM180 40V41H179ZM178 41H175V46L177 47V46H181V48H179V47H177V48H179L178 50H179V52H182L181 50H182V48H185V47H183V46H186V48L188 47V44L187 43H185L184 42V44H186V45H184V44H182V45H179V43L181 44V42L183 41L182 39H179ZM252 40V41H251ZM254 40H256L255 42H254ZM84 41V42H83ZM138 41V40H137ZM216 41H218V39H216ZM92 42H94V43H92ZM97 42V43H98ZM111 42V43H110ZM113 42V43H112ZM119 44H118V43ZM143 42V43H142ZM239 43V45H238V43ZM244 43V44H242V43ZM116 43V44H115ZM159 43V44H158ZM157 43V45L158 46H160L161 44L163 45V42H158ZM161 43V44H160ZM171 42H170V40H167L166 41V43H164V44H166V46H165V48L167 47H169V46H171V44H170ZM96 44V43H95ZM103 44H106L104 47L102 46ZM111 44H113V45H111ZM123 44V45H122ZM168 44H169V46H168ZM174 44V43H173ZM201 45H204L203 43H200ZM246 44H248L247 46V48H246ZM252 44H253V46H252ZM113 46V48L111 47V46ZM119 45V46H118ZM126 46L127 48H124L123 46ZM131 45H133V46H131ZM140 45V44H139ZM230 45V46H229ZM101 46V47H100ZM241 46V47H240ZM243 46H245V47H243ZM13 47H15V48H13ZM87 50V53H85L86 52V50L84 49V48ZM92 47H93V49L95 50L94 52L92 51ZM99 49H101L102 51H103V53L101 52V50H99ZM131 48V50H128V51H132V49L135 51H132L131 52V54L127 51V50H125V49H128V48ZM133 47V48H132ZM239 47V48H238ZM249 47H250V49H249ZM47 48V49H46ZM105 49V51H104V49ZM110 48V49H109ZM138 48H139V46H138ZM171 48L172 47H170L169 49H167L169 52L171 51ZM233 48V49H232ZM6 49V50H5ZM8 49V50H7ZM10 49V50H9ZM98 49V50H97ZM106 49H108V51L106 50ZM115 49V50H114ZM120 49H124V51H119ZM181 49V50H180ZM30 50V51H29ZM81 50H82V52H81ZM9 51V52H8ZM54 52V56L53 55H51L50 56V58H45L44 56V54L45 53H49V52ZM84 51V52H83ZM97 51V52H96ZM117 51V52H116ZM119 51V52H118ZM126 51H127V53H126ZM99 52V53H98ZM104 52H106L105 53V55H104ZM109 52V54H107ZM136 54H134V53ZM150 52V51H149ZM236 52V51H235ZM247 52V53H246ZM11 53V54H10ZM13 53V54H12ZM98 53V54H97ZM126 53V54H125ZM130 55H129V54ZM132 53L134 54L132 57H131V55H132ZM151 53V52H150ZM118 54H120V55H118ZM181 54V57H183V55H182V53H180ZM204 54V53H203ZM203 54H201L200 56H199V58H203V57H205V56H203ZM9 55V56H8ZM24 55V56H23ZM116 55H118L119 57H117L116 58ZM170 55H172L171 54V52H170ZM252 55H250L251 57H252ZM96 56V58H93V57H95ZM116 58H114V57ZM221 56V55H220ZM20 57V58H19ZM32 57V58H31ZM39 57H41V58H44L43 60H44V62H46V65H41L40 67H38L39 66V63H40V60H36L37 58H39ZM129 57H131V58H129ZM169 57H171V56H169ZM181 57L179 56L178 58H179V60L181 59ZM209 57V56H208ZM207 57V58H208ZM14 58V59H13ZM102 58H101V60H102ZM119 58H122V60L121 61H119ZM125 58V59H124ZM168 58V57H167ZM166 58V63H167V60H169V58L167 59ZM172 59H173V55H172V57H171ZM170 58V60L171 61H168V62H170L169 64L171 65L172 64V59ZM199 58H193L192 60L194 61V59H195V62H196V60L197 59H199ZM70 61H69V60ZM79 59H81V60H79ZM83 59H85V60H83ZM103 59V60H104ZM62 60H64V61H62ZM77 60V61H76ZM83 60V61H82ZM117 63V60L119 61V62H121V63H119L118 62V65H115L116 63L114 62V61ZM211 61H210V65H214V61L212 60V59H210ZM66 61V62H65ZM69 61V62H68ZM80 61V62H79ZM124 63H123V62ZM8 61H5L4 63H5V65L6 64H8L7 63ZM48 62V63H47ZM62 62V63H61ZM68 62V63H67ZM78 62V63H77ZM127 62H128V64H127ZM189 62L191 63V60L190 61H185V64L187 63V64H189ZM25 63H26V65H25ZM74 63H77L78 65H76V64H74ZM114 63V64H113ZM132 63H135V62H132ZM165 63V65L167 66V67H169L170 65H168V63L166 64ZM33 64H38L37 65V67H35L36 65H33ZM76 65V66H74V65ZM83 64V65H82ZM184 64V66H182V68L181 67H179V69H181V71H182V69H186V66H187V64L185 65ZM29 65V66H28ZM124 65V66H123ZM165 65H164V67H165ZM238 65V64H237ZM23 66V67H22ZM189 66V65H188ZM187 66V67H188ZM215 66V65H214ZM8 68H10V65H8L7 66ZM32 67H34V68H37V70L36 71H34V68H32ZM78 67V68H77ZM81 67H82V69H81ZM121 67V68H120ZM133 67V66H132ZM170 67H172L171 69H173V70H177L178 68L175 66V65H171ZM169 67V68H170ZM175 67V68H174ZM218 67V66H217ZM233 67V68H232ZM236 67V66H235ZM45 70H44V69ZM52 68V69H51ZM126 68V69H125ZM219 68H220V65H219ZM251 68V69H250ZM39 69V70H38ZM48 69V70H47ZM166 71H170L171 73H172V71L173 70H169V69H166V68H164ZM230 69H227L226 71L227 72H229L230 71ZM201 70L202 69H200V71H199V73L201 72ZM224 71H225V69H223ZM26 71V72H25ZM43 71V72H42ZM180 71V72H181ZM224 71H222V70H220V75L221 76H219V77H221L219 80H221V81H224L225 80V76H224V74H225V72ZM28 72H29V74H28ZM179 72V71H178ZM177 71H176V73H178ZM179 72V73H180ZM222 72H224V74L222 73ZM254 72V73H253ZM247 73H252V75H251V77H252V79L254 80V83L253 82H250L251 80H249L248 78H246L247 76ZM256 73V74H255ZM0 74H1V72H0ZM24 74H27V75H24ZM210 74H212V75H214V73H210ZM23 75V76H22ZM171 75V74H170ZM230 75V76H229ZM240 75V76H239ZM3 75L1 74L0 75V78H2V80L3 81H0V82H5L4 80L5 79H3V77H2ZM39 76H40V79H38L39 78ZM179 76V75H178ZM177 76V77H178ZM34 77V78H33ZM111 78H115L116 80H117V78L116 77H111ZM246 78V79H245ZM256 78V79H255ZM42 79V80H41ZM134 79H135V76H132L131 74L130 75H128V76H125V78H121L120 80H117V81H114V83L113 84H111V85H109L110 87L108 88V89H110V91H116L115 92V95H114V92H111V94L112 95H114V97L112 98V95L110 94V92H109V90H108V92H107V90H104V91H106L107 93H109V96H106L105 97V99L103 100V99H101V97H100V100L101 101H103L102 103H100L101 105H102V108H103V115H102V126H103V132H104V136H105V138H104V142L106 143V145L108 146V147H110L109 149V151H111L112 150V152H111V157H109V162H108V164L107 165H109V166H111L112 167V174L114 173V174H116V172H114V170H116V169H118V167L120 168V169H118L119 171H120V173H121V171H122V173H125V175H124V177L126 178V180H128L129 179V181H127V185H125L126 183H125V179H124V177H122V181L125 183H123V182H120L121 181V177L120 176H122L121 174H116V177L118 176V175H120L119 177H118V185H120L121 183H123L125 186H127V187H125L124 189H120L119 187H118V185L116 186V187H110V186H107L109 189H112L113 191H114V196L112 195V197H114L115 199H116V197L117 196H119L120 195V197H122L123 196V194H124V196H125V191H127V193L126 194H128V195H126V196H128L129 197V200H128V197H126V199L124 198V200H128L129 201V203H130V201H131V206L130 205H128V206H130V208H128V206H125V208L123 209V212H121V214L122 215H124L125 216V218H123L124 216H121V215H117V219H115L116 220V222H114V223H119L118 221L120 220L121 221V223H120V225L119 226H115V228L112 226V224H109L107 221H110L111 220V218H112V220H114V218H116V215L114 214V209L113 208H120V206H115L114 204H115V202H113L112 200L114 199V198H111V201H110V198H106V197H108V196H104V192H106L105 190H103L102 188H100V187H98L95 183L97 182L98 183V180H96L95 179V181L93 180L92 181V183L90 184V186H89V188H88V192H87V194L89 195V197H92L93 195H92V191H90V189H92V188H97V189H99V191H100V193L98 194V196H97V203L96 202H92V203H90V205L93 207L92 209L94 210H96V214H95V216H94V221H93V223H91V224H93V225H91L90 223H87L88 221H90V222H92L90 219H87L85 216H80L79 218H78V220H76L77 221V223H78V226L79 227H82L83 226V228L85 227V224L87 223V224H89L88 225V227L89 228H91L92 226H94V224H96V223H98V221L99 220H101L102 219V222L104 223L103 224V228L105 227V226H107L108 228H111V230L113 231V233H114V235H115V237H114V239H115V241H114V243L117 245V247H118V249H117V251H120V247H119V245L118 244H120V246H121V248H122V243H124V245L123 246H125V248L124 249H127V244H128V246H129V249H127V252H131V253H129V254H131V255H133L134 256V259L132 258L133 256H131V255H129L127 252H126V250H123V248H122V251H121V253H123V251H125V253H126V255L128 254L129 255V257H130V259H128V258H126V257H124L123 258V254H122V256H121V253H119L120 254V256L118 255V252H117V255H115V258H113L114 257V255L113 254H116V253H112V255L111 254H105V258H104V255L102 256V258H99V260H102L103 258H104V260L103 261H105V259H106V262H113L112 260H114V261H116V260H118V262H115V263H118V264H126L127 262H129V263H132V264H135V263H138V262H140L141 260V262H140V264H175L176 262V264H191V263H193V264H218L219 262H221V261H219L220 259H219V256H221V255H219V253L220 252H223V253H225L226 252V257L225 256H223V253H221L222 254V256L224 257L223 258V260L225 261V262H221V264H228L227 263V258L230 256V254L234 251V249H232V245H234V247L233 248H238L245 240H246V231H245V227H243V226H241V224H239V223H237V225H235L236 223H233V221L232 220H236L237 219V217L236 216H234V215H232L233 214V211L232 212H229V211H231V209H229V207L226 205V204H224V201L225 200H227V199H229V193H227V194H224L225 192H223L222 190H223V188L221 189L220 187H217V186H214L216 183L214 182L215 180H216V178H210L209 179V181H208V184L207 185H204V188L206 189L205 191L206 192H208V193H212V194H209L210 196H208V194H206V193H204V192H201L200 194H202L203 196H205V197H203L202 195H200V194H197V195H200L199 197H196L194 200H192V201H189V203H184V200L185 201H187V200H191V198L190 197H179V198H177V195L179 194V193H174L175 195H173L174 197H172V198H170L169 199V201H161V202H159V203H156L155 201V203H154V205L156 206V205H158V206H156V207H158V209H159V211H160V209H161V211H163V209L165 208V207H169V209L170 210H172L173 211V208H176V209H178V211L180 210V207H181V205H180V202L181 203H184V204H182V205H185V206H188V208H193V206H194V203H200V202H207L209 205H206L205 206V208L203 209V211H201L199 214H198V216L199 217H201V218H205L206 220H200V219H198L199 217L198 216H194V217H189V218H183V219H181V218H179V217H177V216H175L176 215V209H174V213L172 212V211H167V213H164V211L166 212V210H164L163 212H158V209H152V207H150V205H147L146 203H147V199L146 198H142L143 196L141 195V194H143L144 193V191H143V189H141V191H138L137 189H136V187L135 186H133L134 185V182L135 181H137L138 182V180H137V178H136V176H138L139 174L137 173V170L138 169H131V170H129V172L127 171H124V170H126L127 168V166H129L130 168H132V167H136L137 165H136V163H139L138 165H142V162H143V165L144 164H146L147 162H149L150 160H155V157H153L154 156V154H152V155H150V156H148V157H144L145 155H140L137 159H133V153H132V151H127L128 150V148H130V149H134V148H132V145L134 146L135 144L136 145H138L139 143L140 144H148V146H151L152 147V144L153 143H155V137L154 136H149V132H148V130H145V128L147 127L146 125H144L143 123V127L144 128H138L137 126H138V124H141V121L140 120H142V118L140 119V120H138V121H136V123L135 124H133L132 123V121H130V119H129V116H128V113H127V111H128V109H130V116L133 118V113L135 114V113H137V111H138V113H142L143 114V112L142 111H145L146 109H144V104L145 103H139V102H137L136 100H133V101H131L130 102V106H129V98H127V100H124V99H122V92H130L131 94L130 95H133L134 94V91H136L137 90V88H138V83H137V81L134 83ZM244 79V80H243ZM25 80V81H24ZM242 80H243V82H242ZM26 81L27 82H29V84L28 83H26ZM232 81V82H231ZM25 82V83H24ZM45 84H44V83ZM127 82V83H126ZM23 83H24V85H23ZM31 83V84H30ZM207 83H209V81L207 82ZM225 83H226V81H225ZM241 83V84H240ZM243 83V84H242ZM27 84V85H26ZM66 84V85H65ZM114 84H119L118 85V87L120 86V88H117V86H114ZM122 84V85H121ZM256 84V83H255ZM2 85V83H0V86ZM14 85V84H13ZM13 85H9L10 87L11 86H13ZM26 85V86H25ZM137 85V86H136ZM210 85V84H209ZM247 85V86H246ZM244 87V88H243ZM246 87H248V90L247 91H244L245 89H246ZM89 88H91L92 89V92L95 94V95H92V94H90L89 93ZM36 89L38 90V91H36ZM86 89V90H85ZM1 91V90H0ZM80 90H78V92H79ZM220 90H218V93H219V95L220 96H222L223 97V93L222 92H219ZM233 91H235V90H233ZM244 91V92H243ZM45 92V93H44ZM53 93V94H52ZM75 94V95H74ZM3 95H4V93H3ZM42 95V96H41ZM51 96L50 98H48L49 96ZM111 95V96H110ZM34 96V97H35ZM1 97V96H0ZM54 97V96H53ZM52 97V99H55V97L53 98ZM48 99V100H47ZM99 100V101H100ZM100 101V102H101ZM128 105H127V104ZM139 103V104H138ZM175 103H177V101L175 102ZM44 104V103H43ZM128 106V107H126V105ZM178 104V103H177ZM176 104V105H177ZM174 105V104H173ZM173 105H172V107H173ZM182 105V104H181ZM185 105V103L183 104V106ZM145 107H146V105H145ZM179 107H181L180 106V104H179V106L177 107L176 106V108L177 109H180ZM147 108V107H146ZM175 108V107H174ZM73 109H74V111H73ZM71 111L70 110H68V109H60L58 112H59V114L60 115H62V116H64L65 114H69V113H73L75 116H74V118H73V120H74V123H73V129H74V136H72V138L74 139V137H75V135L77 134V127H78V125H80V119H79V117H80V113H78V109L77 108H73ZM114 109V110H113ZM133 109H135L136 110V112L133 110ZM171 109H173V108H171ZM176 109V110H177ZM253 109V106H252V108H250V109H247L246 111H244L243 113L244 114H247L248 116L251 114L250 113V111L249 110H252ZM255 109V108H254ZM253 109V110H254ZM77 110V111H76ZM124 112H123V111ZM183 110V109H182ZM181 109H180V114H176V116L178 117V115H180V116H182L183 115V111H182ZM110 111V112H109ZM141 111V112H140ZM148 111V110H147ZM147 111H145V112H147ZM175 111V110H174ZM216 111V110H215ZM258 111V110H257ZM76 112V113H75ZM133 112V113H132ZM144 112V113H145ZM171 112V111H170ZM173 112V111H172ZM182 112V113H181ZM150 112H148V113H145V115H147L146 117H144L145 115H143V117L146 119L147 117H148V120H149V118H151V114H150V117L148 116V114H149ZM177 113H179V111H177ZM0 114H1V112H0ZM140 114H138L136 117H134L133 118V120L134 119H136L137 117H141L140 116ZM154 114L155 115H157V117H158V119L161 121L162 119H163V117L161 116V115H159L158 113H157V111H155L154 112ZM171 114H173V113H171ZM175 114V113H174ZM54 116H56L57 117V113L56 114H52V117H54ZM250 117L251 118H249L248 120L250 121V122H248L247 121V124L249 125V126H251V125H253V123H255L257 120H262L263 118H264V114H261V113H258V112H252V115H250ZM144 118H143V120H144ZM182 118V117H181ZM181 118L179 119L180 121H181ZM202 118H203V116H202ZM177 119V120H178ZM104 120V121H103ZM147 120V119H146ZM146 120H144V122L146 121ZM177 120H175V121H177ZM179 120H178V122H179ZM183 120V119H182ZM166 121V119H164V122ZM170 121V120H169ZM184 121V120H183ZM143 122V121H142ZM138 123V124H137ZM147 123V122H146ZM157 123V122H156ZM155 123V125L157 126V124ZM161 124L162 123V127H163V122H159L158 121V124ZM179 123H181V122H179ZM105 124V125H104ZM141 124V125H142ZM151 124V122H150V120H149V125ZM159 124V125H160ZM134 125V126H133ZM137 125V126H136ZM148 125V126H149ZM152 126H153V123L151 124ZM183 125V124H182ZM216 125H218V124H216ZM247 125V126H248ZM26 125H24V126H20L18 129L17 128H14L13 130H9V131H3L4 133H7V137L5 138V136L3 135V132L0 134V231H2V232H0V264H3V263H5V264H35V262H36V264H44V263H42V262H45V264H49L50 262L52 263V262H55V264H59V263H57V262H62L63 263V260L65 259V255H66V252H67V250L65 249V244H62V242H61V240L59 241V243H58V245H60V247L61 248H63L62 250H64L65 249V255H61V256H65V257H61V258H56V256L58 255V256H60V254H59V248H57V246H56V244H55V242L53 241V234H54V232L56 231V229H57V226H56V224L58 223V221H59V218H60V212H62L63 211V208H64V206H63V204H64V199H65V196H66V194H67V192L66 191H68V189L70 188V187H67L68 189H66V191H65V193L64 194H62L61 196L62 197H64V198H62L61 196L59 197L60 199H61V201H60V207H62V209L59 207V205L56 207L57 209L56 210H54L53 212H51L49 215H47L46 216V218L49 216H51V217H53L52 218V220H48L49 222H51L52 221V223H50L52 226H53V228H51L52 226L51 225H49V223H47V222H45V221H43V220H46V218H43L42 217V213H40L39 214V211L37 210L36 211V199H35V193H34V191H32L33 189H34V186L36 185H38L39 183L37 182V181H35L36 180V178H34V176L36 177V174H37V170L39 169L37 166L39 165L38 164V159L39 158H37V156H35V153L37 154L38 152H39V143L42 141V138L44 137V134H43V132H40V131H38V134H37V132H35V134H37V140H36V142H35V147H33V139L31 140V137H30V140H28V141H31V142H28V144H29V147H27L28 145H27V141L25 140V138H26V136H23V137H25V138H21L20 139V141H21V143H20V141L19 142H15L14 141V137L18 134V132H23V131H27V130H29L27 127L28 126H26ZM76 126V127H75ZM127 126V127H126ZM146 126V127H145ZM152 126H150L149 128L151 129V127ZM23 127V128H22ZM75 127V128H74ZM133 127V129L136 127L137 128V130L136 129H134V130H132L131 128ZM154 127V126H153ZM153 127H152V131L154 132V129H153ZM213 127H215V124L214 125H210V126H208L207 128V133L208 132H210V128H213ZM1 128V127H0ZM2 129V128H1ZM131 129V130H130ZM138 129H143L142 131H140V130H138ZM151 130H149V131H151ZM139 132L138 134L137 133H134V132ZM144 131L147 133H144ZM257 131H259V132H261V134H264V129L263 128H260V127H258L257 128ZM28 132V131H27ZM152 132V133H153ZM213 133H216V134H218V133H221L222 132V130L220 129V128H216V129H214L213 131H212ZM129 133L131 134V136H132V139H131V136L129 135ZM151 133V132H150ZM128 134V135H127ZM134 135V137H133V135ZM137 134V135H136ZM143 135L144 134V136L145 137H143V138H141V135ZM146 134V135H145ZM148 135V136H147ZM41 138H40V137ZM125 136V137H124ZM137 136V137H136ZM10 137V138H9ZM123 137L125 138L124 140H126L125 142H124V140H123ZM127 137H129V138H127ZM138 137H139V139H138ZM148 137V138H147ZM122 138V139H121ZM138 139V141H137V139ZM150 138L152 139V138H154V139H152L153 141H150ZM7 139H8V141H7ZM26 141V144H25V141ZM27 139V138H26ZM29 139V138H28ZM130 139H131V141H130ZM136 139V141H133V140H135ZM120 140H121V144H120ZM142 140H144L143 142H141ZM147 140H149V141H147ZM24 141V142H23ZM132 142L133 141V144H131V145H127V142ZM124 142V143H123ZM137 142V143H136ZM147 142H149V143H147ZM150 142H151V144H150ZM22 144V145H21ZM37 144V145H36ZM21 145V146H20ZM23 145H25V146H23ZM126 146V147H125ZM147 146V145H146ZM20 148V150H19V148ZM37 148V150L35 151L33 148ZM116 147H118V148H116ZM31 148H32V153H33V155L32 156H29V155H31V154H29L30 152H31ZM113 148V149H112ZM115 148H116V150H115ZM119 149V150H118ZM25 150V151H24ZM118 150V151H117ZM14 151V152H13ZM18 151V152H17ZM27 151V152H26ZM115 151H117V153H120V154H115ZM120 151V152H119ZM124 151H126V152H124ZM21 152V153H20ZM25 152V153H24ZM29 152V153H28ZM76 152H77V150H76ZM123 152V153H122ZM134 152V151H133ZM121 153L123 154V156L121 155ZM130 154V155H128V156H131L132 158L130 159V162L128 161V163H126L125 165H123L124 163H123V161H124V156H126L127 154ZM27 154H29V155H27ZM26 157H25V156ZM120 155V156H119ZM141 156H143L144 157V159H142V161H140V160H138L139 158H143V157H141ZM13 157V158H12ZM28 157V158H27ZM7 159V160H6ZM110 159H112V160H110ZM29 161V162H28ZM122 161V162H121ZM119 162V163H118ZM112 163V164H111ZM123 163V164H122ZM115 166H114V165ZM121 164V165H120ZM135 164V165H134ZM131 165V166H130ZM118 166V167H117ZM123 166V167H122ZM124 166H126V167H124ZM4 167V168H3ZM40 167V166H39ZM74 168L76 169L77 167H75L74 166ZM124 168H126V169H124ZM129 168V169H130ZM8 169V170H7ZM32 169H35V171L36 172H34ZM124 169V170H123ZM105 170H106V168H105ZM147 170H149V171H147ZM117 171V170H116ZM118 171V172H119ZM145 173H148V174H151L153 171H152V168H149V169H146V170H143ZM152 171V172H151ZM4 174H3V173ZM34 172V174H32ZM117 172V173H118ZM13 173V174H12ZM131 173V174H130ZM9 174V175H8ZM111 174V175H112ZM126 174H128L129 175V177H128V175H126ZM12 175V176H11ZM134 177H133V176ZM136 175V176H135ZM3 176V177H2ZM29 176V177H28ZM113 176V175H112ZM115 177V178H116ZM131 177L133 178V180H131ZM69 178V177H68ZM67 178V179H68ZM13 179V180H12ZM23 179H25L26 180V182H24L23 181ZM28 179H30V180H28ZM31 179L33 180V181H31ZM113 179V183H115L116 184V182H117V179L115 180L114 179V177L112 178ZM11 180V181H10ZM135 180V181H134ZM29 181V182H28ZM32 183H31V182ZM67 181V180H66ZM75 181V180H74ZM74 181H73V183H74ZM131 181V182H130ZM134 181V182H133ZM23 182V183H22ZM28 182V184H25V183H27ZM132 182H133V184H132ZM13 183H14V185H13ZM22 183V184H21ZM148 183V184H147ZM20 184V185H19ZM67 184H70V183H67ZM107 184H108V181H107ZM129 184V185H128ZM144 184L146 185V186H149V179H146V180H144ZM122 185V184H121ZM121 185H120V187H121ZM124 187V186H123ZM213 187H216V190L215 191H213L215 188H213ZM122 188V187H121ZM130 188V189H129ZM141 188V187H140ZM208 189V190H207ZM211 189V191L209 192V190ZM125 190V191H124ZM133 190H135V192L137 193V195L138 196H140V201H142L141 203L143 204V205H145V207L147 208L146 210H148L147 212H148V214H149V212L151 211H154V213H157V215H159V214H162V215H159V216H156V217H158V219L159 218H161V221L163 222H161L160 220H157V218L155 219L154 217H155V214H152L151 212H150V214L153 216V222L155 221V220H157L156 222H154V225H155V227H156V229H157V232L159 233V238L160 239H154L153 238V234H152V227L151 226H149L148 228H142V227H140L139 225H140V222H142V221H140V222H138V220H137V218L136 217H130V218H128V214H133V212H135L134 211V208H133V212H127L128 210L129 211H131V207H132V205H133V203H132V201H134V204H135V197H131L132 196V191ZM142 191H143V193H142ZM237 191V192H236ZM219 192H223L222 193V195H221V193H220V197L219 196H217L218 194H219ZM107 193V192H106ZM141 193V194H140ZM206 194V195H205ZM235 196L234 197H237V198H240V199H246V198H248L246 195H242V194H239V190H235ZM14 195V196H13ZM18 195V196H17ZM106 195V194H105ZM212 195L213 196H215V197H213L212 198ZM187 196H189V194L187 195ZM202 197V198H201ZM222 197V198H221ZM228 197V198H227ZM242 197V198H241ZM130 198H132V199H130ZM134 198V199H133ZM178 200H177V199ZM145 199V200H144ZM161 199H163L164 200V198H162L161 197ZM183 199V200H182ZM187 199V200H186ZM206 199V200H205ZM143 200H144V202H143ZM233 200H235V199H233V197L228 201V203L230 204ZM127 201V202H128ZM209 201V202H208ZM231 201V202H230ZM8 204H7V203ZM149 203H150V201H148ZM191 202V203H190ZM26 203V204H25ZM61 203H63L62 205H61ZM114 203V204H113ZM165 203V204H164ZM171 203H178L177 205L176 204H171ZM217 203H220L221 205H218ZM217 204V205H216ZM7 205V206H6ZM165 205H167V206H165ZM215 205V206H214ZM10 206V207H9ZM24 206V207H23ZM26 206V207H25ZM160 206V207H159ZM165 206V207H164ZM190 206V207H189ZM223 206H225L224 208H223ZM226 206H227V208H226ZM134 207H135V205H134ZM217 207H222L223 208V214L222 215H220V213L219 214H216V213H211V212H213V210H215V208H217ZM7 208V209H6ZM102 208V209H101ZM103 208H104V210H106L105 212H107V214L110 216H108L107 218H105L104 217V214H105V212H104V210H103ZM128 208V209H127ZM151 208V209H150ZM172 208V209H171ZM61 209V210H60ZM100 209V210H99ZM126 209H127V211H126ZM226 209V210H225ZM4 210V211H3ZM32 210V211H31ZM95 210L93 211V213H95ZM135 210H136V208H135ZM21 211V212H20ZM56 211H57V213H56ZM104 212V213H102V212ZM6 212V213H5ZM8 212V213H7ZM31 212V213H30ZM32 212H33V214H32ZM169 212V213H168ZM36 213V214H35ZM136 213V212H135ZM139 213V212H138ZM159 213V214H158ZM174 214V217H173V214ZM58 214V215H57ZM101 214H103L102 216H101ZM127 214V215H126ZM172 214V215H171ZM206 214V215H205ZM6 215V216H5ZM151 215H149V216H151ZM167 215H171L172 216V218L174 219H176V220H174L173 222L174 223H168V225L166 224V223H164V222H166L167 221ZM203 215H205V216H203ZM211 215V216H210ZM216 215V216H215ZM119 216H121L123 219H120V218H118ZM138 216H140L141 217V215H138ZM160 216H162V217H160ZM164 216V217H163ZM165 216H167L166 218H165ZM171 216L170 217H168V219L169 220H173L172 218H171ZM56 217H57V220H56ZM100 219H99V218ZM106 219V220H104V218ZM127 217V218H126ZM210 219H209V218ZM9 218V219H8ZM85 218V219H84ZM136 218V224H135V221H134V219ZM142 218V217H141ZM82 219V220H81ZM84 219V220H83ZM99 219V220H98ZM127 219H128V223H127ZM155 219V220H154ZM163 219V220H162ZM166 221H165V220ZM179 219H181V220H185L186 219V221H181V224H180V220ZM191 219H192V221H193V219H194V221H195V223H196V221H197V223L199 224V225H197V224H195L194 223V221L192 222L191 221ZM80 220V221H79ZM104 220V221H103ZM118 220V221H117ZM122 220H124V221H122ZM168 220V221H169ZM178 220H179V222H178ZM187 220L189 221V222H187ZM47 221V220H46ZM167 221V222H168ZM177 221V222H176ZM203 221H204V223H205V221H206V223L203 225L202 223H203ZM213 221V222H212ZM227 222L228 221V223L230 224H228V223H226V224H228V226L225 224H223L222 222ZM5 222H7V223H5ZM73 222V221H72ZM71 222V223H72ZM101 222V221H100ZM111 222H113V221H111ZM163 224V226H162V224ZM182 222L184 223V225L182 224ZM186 222V223H185ZM210 222H212V223H210ZM224 222V223H225ZM42 223V224H41ZM44 223V224H43ZM54 223V224H53ZM194 224V225H191V224ZM48 224V226L51 228H48V226H46ZM107 224V225H106ZM124 224V225H123ZM126 224V225H125ZM162 226V228H160L161 226ZM172 224H175V225H173V227H171V225ZM201 224H202V226H201ZM211 224V225H210ZM232 224H234L233 226H232ZM239 224V225H238ZM7 225H9L10 226V230H11V233L13 234L14 232H16V236H18V237H16V238H14L13 236L14 235H10V234H8V232H7V228H5ZM43 225H45V226H43ZM121 225H123V226H125V227H123V228H121L122 226ZM138 225V226H137ZM183 226L182 228H181V226ZM223 225H224V228H225V226H226V228H225V231L224 232H222V228L221 227H223ZM121 226V227H120ZM158 226V227H157ZM169 226L171 227V228H173V230H171V228H169ZM178 226V227H177ZM192 226H194V227H192ZM235 226V227H234ZM56 227V228H55ZM88 227H86V229L87 230H89V228ZM169 228L168 230L170 231V234L171 235H173L174 233H176L177 232V234H179V235H173V236H171L170 234H168L169 233V231L167 230V228ZM176 227V228H175ZM195 227H197V228H195ZM210 227H212V228H210ZM230 227V228H229ZM233 227V228H232ZM106 228V227H105ZM151 228V229H150ZM178 228V229H177ZM244 228V229H243ZM1 229H3V230H1ZM116 229V230H115ZM119 229V230H118ZM163 229V230H162ZM175 229V230H174ZM210 229V230H209ZM212 229L214 230L213 232H212ZM231 229H233L232 231H231ZM47 230V231H46ZM49 230V231H48ZM50 230H52L51 232H50ZM5 231V232H4ZM117 231V232H116ZM166 231H168V232H166ZM176 231V232H175ZM207 231L208 232H212L211 234L210 233H207ZM227 231H230V232H228L227 233ZM238 231H240V232H238ZM242 231H244V232H242ZM254 231V230H253ZM69 232H72V230H71V225H70V231H62L61 232V236H63L64 234H68ZM123 232H124V235H122L123 234ZM172 232H173V234H172ZM207 234H209V235H207ZM255 232V231H254ZM53 233V234H52ZM118 233H121V235L120 234H118ZM139 235L140 234V236L145 240L144 241V244L141 242L142 240H139V239H141L140 238V236L138 237V236H136L137 234ZM151 233V234H150ZM165 233V234H164ZM7 234H8V236H7ZM136 234V235H135ZM187 234H188V236L190 237V239L188 238L187 240L189 241V242H191V241H195L196 240V242L195 243H193V242H191L192 244H194V245H192V244H190L189 242V244L187 243V240H186V238H185V240H186V242L182 239V242L183 243H185V246L183 245V249H184V251L183 252H185V253H183L182 251H181V246L180 245H182V243H180V245H178V242L179 241H181L180 240V237H183V236H187ZM202 234V235H201ZM206 236H208L207 238L206 237H204V235ZM242 236H241V235ZM8 237L7 238V240H5L4 238H6V236ZM30 235V236H29ZM182 235V236H181ZM190 235H193V236H190ZM197 235H199V236H197ZM210 235L211 236H213V237H210ZM215 235V236H214ZM118 236V237H117ZM128 238H127V237ZM132 236H135L137 239H136V243H139L140 244V242L143 244V252H144V249H146L145 251H147V253L145 252V255H144V257H146V259H145V261H144V257L142 258V253H141V256H139V254H138V252H141L138 248H142L139 244H137V245H139V246H137L135 249H136V251L134 250V249H132V246L130 247V245H133L134 247L136 246V244L132 241ZM161 236V237H160ZM163 236H165V237H163ZM178 236H179V238H178ZM187 236V237H188ZM9 237H12L11 239H9ZM20 237V238H19ZM47 237V238H46ZM169 237V238H168ZM171 237V238H170ZM177 237V239H175ZM194 237H195V239H194ZM196 237H197V239H199V240H197L196 239ZM201 237V238H200ZM238 237V238H237ZM243 237H245V239L243 238ZM37 240H36V239ZM146 238V239H145ZM150 238V239H149ZM175 239V240H171V239ZM192 238H193V240H192ZM204 238V239H203ZM227 238H228V240H229V242H228V240H227ZM3 239L5 240V241H3ZM9 239V240H8ZM18 239H19V241H18ZM33 239V240H32ZM48 240L47 242H46V240ZM50 239H51V241H50ZM165 239V240H164ZM171 240V242H170V240ZM179 239V240H178ZM202 239V240H201ZM205 239L207 240V239H209V241L210 240H212V241H210V242H208V241H205ZM221 239V240H220ZM225 239V240H224ZM13 240H14V242H13ZM31 240H32V242H31ZM36 240V241H35ZM118 240V241H117ZM122 240V241H121ZM161 240V241H160ZM164 240V241H163ZM213 240H214V242H213ZM217 241V243H216V241ZM236 240V241H235ZM238 240H240L239 242H238ZM11 243H9V242ZM22 241V242H21ZM39 241V242H38ZM54 242V243H50V242ZM100 240H96V242L98 243ZM117 241V242H116ZM140 241V242H139ZM158 241V242H157ZM172 241H174V243L172 244ZM175 241H177V245L175 244ZM197 241H200V243H197ZM205 242V243H203V242ZM233 242V243H231V242ZM7 242V243H6ZM12 242L13 243H16L17 242V244H16V246H15V244H12ZM38 242V243H37ZM42 242V243H41ZM44 242H46L47 243V247H46V244H44ZM160 242V243H159ZM162 242V243H161ZM207 242V243H206ZM213 242V243H212ZM224 242V243H223ZM228 243L227 245H228V250H229V252H227L228 250H226V243ZM2 243V244H1ZM28 243V244H27ZM36 243H37V246H36ZM132 243V244H131ZM148 243V244H147ZM150 243V244H149ZM208 243H212L211 245H209ZM6 244H8V245H6ZM34 245L35 246V248L36 249H34V246H32V245ZM44 244V245H43ZM48 244H50L49 246H51V248L54 246V248H53V251H54V253H50L49 251H50V247L48 246ZM51 244H53V246L51 245ZM152 244H154V245H152ZM158 244H159V246H158ZM167 246H166V245ZM176 245V247H175V245ZM199 244V246H200V244L201 245H203V247L201 246L200 248V251L199 252H197L196 253V247H197V245ZM205 244V245H204ZM208 244V245H207ZM219 244L220 245H223V247L224 248H222L221 246H219ZM6 245V246H5ZM9 245H10V247H9ZM29 245V246H28ZM42 245V246H41ZM161 245V246H160ZM172 245V246H171ZM188 245H190V247L191 248H189V247H187L186 249L184 248V247H186V246H188ZM192 245V246H191ZM196 245V246H195ZM239 245V246H238ZM15 246V247H14ZM28 246V247H27ZM66 246H68V245H66ZM69 246H72V245H69ZM68 246V247H69ZM153 246V247H152ZM171 247V250H172V248L174 249L175 248V250H177V254H176V251L174 250V251H171V253H169V255H170V258H169V255L167 256V253H168V250H170L169 248ZM194 246H195V248H194ZM198 246V247H199ZM207 246V247H206ZM217 246H219L221 249H223V250H220V248L218 249L217 248ZM230 246V247H229ZM3 247H5L6 249H4ZM22 249V251H19V249L20 248ZM32 247H33V249H32ZM41 247V248H40ZM45 249V248H47V250L45 249H43V248ZM49 247V248H48ZM162 247V248H161ZM195 249V252L193 251V248ZM56 248V249H55ZM77 248V247H76ZM86 248V246H80V247H78V249H76L75 250V252H73V253H77V251H85V252H87L88 253V251L85 249ZM159 248V249H158ZM179 248H180V250H179ZM202 248H203V252L201 251L202 250ZM213 248V249H212ZM13 250V256H11L12 255V251L11 250ZM39 249H41L40 251H39ZM83 249V250H82ZM130 249H132V250H130ZM137 249L139 250L138 252H137ZM160 249H161V251H160ZM191 249H192V251H191ZM216 249V250H215ZM17 250V251H16ZM31 250H33L32 252H31ZM55 250H57V251H55ZM188 250L189 251H191L190 252V254L191 255H193V256H191V255H189V254H187L188 253ZM199 250V249H198ZM218 250L220 251V252H218ZM237 250H240V248H238ZM43 251V252H42ZM47 251V252H46ZM112 251V250H111ZM165 251H167L166 253H165ZM22 252H24L25 254H21ZM41 254H40V253ZM51 252H52V250H51ZM116 252V251H115ZM164 255V257L163 256H161V253ZM170 252V251H169ZM175 252V253H174ZM200 252H202L203 253V255H200L199 256V254H200ZM9 253H11V254H9ZM61 254H63L62 252H60ZM69 254L70 256H72L73 257V255L74 254ZM155 253V254H154ZM194 253H196V255H194ZM4 254H5V256H4ZM11 256H9V255ZM45 254H47V255H49V257L52 255V254H54L53 256H52V259H50L49 260V258H46V257H48V256H46ZM101 253H99V255H100ZM174 254V255H173ZM175 254H176V256H175ZM180 256H179V255ZM182 254V255H181ZM185 254V255H184ZM198 254V255H197ZM36 255V256H35ZM41 255H45L46 257H42ZM98 255V256H99ZM109 255H110V259H109ZM171 255H172V257H176L175 259L174 258H172L171 257ZM218 255V256H217ZM225 255V254H224ZM228 255V256H227ZM101 256V255H100ZM116 256H118V257H116ZM137 256V257H136ZM167 256V257H166ZM195 256H197V257H195ZM202 256V257H201ZM222 256L220 257L221 259H222ZM5 257V258H4ZM122 257V258H121ZM162 257V258H161ZM193 259H192V258ZM199 257H201V259H199ZM215 257V258H214ZM11 258H12V260H11ZM27 258V259H26ZM51 258V257H50ZM67 258V257H66ZM113 258V259H112ZM120 258V259H119ZM127 259V261H126V259ZM140 258V259H139ZM30 259V260H29ZM60 259V260H59ZM138 259V260H137ZM156 259V260H155ZM172 259H174V260H172ZM195 259H197V261L198 262H195L194 263V261H196ZM11 260V261H10ZM48 262L49 261V263H46V261ZM53 260V261H52ZM66 260V259H65ZM65 260H64V262H65ZM130 260V261H129ZM133 260H134V262H133ZM155 260V261H154ZM163 260V261H162ZM177 260H179V261H177ZM191 260V261H190ZM2 261V262H1ZM10 261V262H9ZM31 263H30V262ZM66 261H68V260H66ZM124 261V262H123ZM190 261V262H189ZM38 262H40V263H38ZM169 262V263H168ZM180 262V263H179ZM50 263V264H51ZM62 263H60V264H62ZM129 263H127V264H129ZM65 264V263H64ZM66 264H69V261H68V263H66ZM139 264V263H138Z\"/></svg>",
	"mask_w": 264,
	"mask_h": 264
},
{
	"label": "snow or ice",
	"instance_id": "snow-or-ice-1",
	"mask_svg": "<svg viewBox=\"0 0 264 264\" xmlns=\"http://www.w3.org/2000/svg\"><path fill=\"white\" fill-rule=\"evenodd\" d=\"M251 2V0H250ZM219 4L221 8L225 7V0H219ZM260 24L262 26V28H264V0H261V15H260ZM262 48H264V44L261 45ZM262 55H264V53H262ZM89 93L92 95H95L92 92V89L89 88ZM96 99L99 101L100 97H96ZM102 103V101H101ZM5 138L7 137V133H3ZM33 147H35V142H36V135L34 134L33 137ZM105 182L107 183V178H105ZM132 196L135 197V208L136 211L140 213L141 217H142V222L140 223V227L142 228H148L149 226L152 227V234H153V238L154 239H159V233L157 232V229L154 225L153 219L151 216H149L145 205H143L140 201L139 196L137 195V193L135 192V190L132 191Z\"/></svg>",
	"mask_w": 264,
	"mask_h": 264
}]
</instances>
